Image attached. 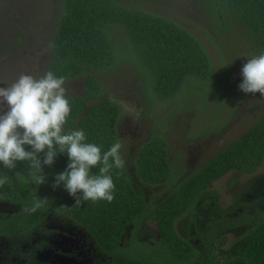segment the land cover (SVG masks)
I'll use <instances>...</instances> for the list:
<instances>
[{
	"label": "trees",
	"instance_id": "obj_1",
	"mask_svg": "<svg viewBox=\"0 0 264 264\" xmlns=\"http://www.w3.org/2000/svg\"><path fill=\"white\" fill-rule=\"evenodd\" d=\"M54 1L59 11L50 39L46 73L52 71L65 81L82 79L80 92L66 95L71 113L65 132L83 130L85 142L99 146L102 154L118 141L117 126L122 109L104 91L105 76L112 70L114 73L118 65L127 62L136 69L145 101L150 104L154 95L161 102L172 100L189 80H212L211 59L206 48L195 34L170 15L171 10L163 7L165 0ZM195 1L208 14L205 22L214 27L215 35L210 37L216 39L219 32L222 45L229 50L220 55L224 49L217 47L221 60L226 62L227 53L234 60L242 47L247 60L264 53V0ZM6 2L23 6L32 0ZM9 18L8 13L6 19ZM245 63H236V75H240L237 87L242 83ZM26 150L31 151L30 146ZM168 153L163 137H150L138 149L134 177H128L122 169H111L109 175L115 185L111 203L89 200L82 201L80 206H74V198L63 186L55 190L52 187L56 175L64 172L70 162L66 153H58L51 167L43 166L46 183L40 186L31 181L35 170L28 161L17 162L13 170L0 164V178L7 175L9 179L8 184L0 187V202L7 205L0 210V243L20 248L40 230L45 217L54 216L84 231L97 252L106 257L102 264H235L237 261L264 264L263 193L257 199L263 206L254 211L249 210L254 196L243 197L223 210L214 208V202L210 208V199L205 198L213 183L227 174L250 176L264 163L263 105L260 119L254 125L193 173L183 179L184 175L179 177L176 183ZM39 159L43 161V153ZM92 174H99V167L93 168ZM146 186H163L167 194L162 198L151 194L148 198ZM36 197H47L49 202L36 213L23 211L32 206ZM202 200L209 207L200 208H210L209 216L198 212L197 205ZM184 217L191 227L196 221H202L204 245L200 248L194 246L190 236L178 235L177 224ZM146 221L154 224L159 235V241L151 245L138 237ZM239 228L243 232L235 241L227 243L219 235ZM126 233L128 241L122 247Z\"/></svg>",
	"mask_w": 264,
	"mask_h": 264
},
{
	"label": "rangeland",
	"instance_id": "obj_2",
	"mask_svg": "<svg viewBox=\"0 0 264 264\" xmlns=\"http://www.w3.org/2000/svg\"><path fill=\"white\" fill-rule=\"evenodd\" d=\"M6 1L0 0V25L4 26L0 27V88L11 86L22 74L39 79L46 73L50 60V39L59 11L54 0H32L23 6ZM195 2L165 0L163 7L171 10L170 15L204 45L211 59L212 80H189L172 100L161 102L154 95L150 104L145 101L136 69L129 63H121L114 73L112 70L104 78L105 96L113 97L122 109L117 135L122 144L120 155L125 161L122 171L128 177H134L135 159L140 145L152 136L159 135L165 139L169 151L168 161L175 172L173 182L176 183L179 177L184 175L183 179L193 173L213 154L237 139L262 114L264 97L261 99L258 94H245L238 91L236 85L240 77L236 75V63L247 62L245 47L234 55V60L229 53L225 56L226 62L221 60L217 47L224 49L223 52L220 50V55L229 50L222 45L219 32L216 33V39L210 37L215 35L214 27L205 22L208 14L200 10ZM3 5L5 8H1ZM8 13L9 20L6 19ZM64 87L66 95H76L82 88V79L67 80ZM3 108L6 110V105ZM146 189L150 193L148 198L152 197L151 194L156 198L167 194L163 186H146ZM261 194L264 195V163L250 176L227 174L213 183L205 198L210 199V208L214 202V208L223 210L243 197L254 196L255 200L249 208L254 211L263 206L257 202ZM208 205L202 200L197 205L199 214L209 216L210 208L201 209ZM187 219L184 217L178 222L177 233L181 238L190 236L194 246L200 248L204 245L202 221H196L191 227ZM139 230L138 237L142 242L151 245L159 241L152 222L146 221ZM242 232L243 229L239 228L219 235L228 243L235 241ZM128 237L126 233L122 247L126 246ZM35 239H43L47 249L35 253L37 260L52 249L60 251L55 253L65 264H99L101 259L91 238L84 231L54 216L45 217L42 227L29 243ZM50 241L53 243L50 244ZM39 262L46 263L44 260ZM235 264H239V261Z\"/></svg>",
	"mask_w": 264,
	"mask_h": 264
},
{
	"label": "clouds",
	"instance_id": "obj_3",
	"mask_svg": "<svg viewBox=\"0 0 264 264\" xmlns=\"http://www.w3.org/2000/svg\"><path fill=\"white\" fill-rule=\"evenodd\" d=\"M242 77L240 91L264 97V53L247 60ZM64 84V77L48 71L39 79L22 74L11 86L0 88V164L13 170L17 162L28 161L35 170L31 181L40 186L46 183L43 166L51 167L58 153H66L70 162L64 172L56 175L53 189L63 186L74 198V206L89 200L111 203L115 185L109 173L113 167L125 166L120 155L122 144L117 141L102 154L99 146L85 142L83 130L65 132L71 107ZM41 153L43 161L39 159ZM97 167L99 174H92ZM8 183L7 175L0 178V187ZM48 202L47 197H36L32 206L23 211L36 213Z\"/></svg>",
	"mask_w": 264,
	"mask_h": 264
},
{
	"label": "flooded vegetation",
	"instance_id": "obj_4",
	"mask_svg": "<svg viewBox=\"0 0 264 264\" xmlns=\"http://www.w3.org/2000/svg\"><path fill=\"white\" fill-rule=\"evenodd\" d=\"M6 207L7 205L4 202H0V210ZM52 243L53 242L50 241V244ZM44 244H45V241L43 239H39V240L35 239L31 243L26 242L24 244H21L20 248H13V247L9 248V243L1 242L0 243V264H41L42 262H39L41 260L46 261L45 264H65L62 261L63 259L59 257L57 254L60 252L58 249H55V250L52 249V250L45 252L43 256L38 257V260H39L38 261L37 258H35L37 257L35 253L43 249L46 251L47 249L44 247ZM98 254L100 255V258H101L100 261H98L99 264L106 262L107 260L106 257L100 253ZM46 258H50L52 260L47 261L45 260ZM67 264H70V263H67Z\"/></svg>",
	"mask_w": 264,
	"mask_h": 264
}]
</instances>
